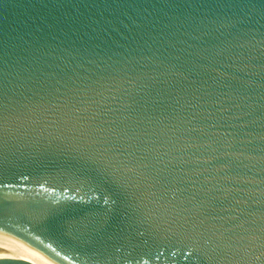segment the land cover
<instances>
[{"label":"water","instance_id":"obj_1","mask_svg":"<svg viewBox=\"0 0 264 264\" xmlns=\"http://www.w3.org/2000/svg\"><path fill=\"white\" fill-rule=\"evenodd\" d=\"M0 264H264V0H0Z\"/></svg>","mask_w":264,"mask_h":264}]
</instances>
